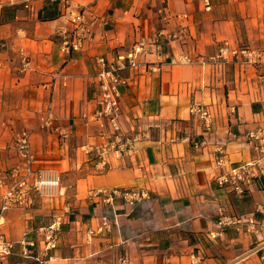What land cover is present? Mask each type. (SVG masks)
I'll list each match as a JSON object with an SVG mask.
<instances>
[{"label": "crops", "instance_id": "crops-1", "mask_svg": "<svg viewBox=\"0 0 264 264\" xmlns=\"http://www.w3.org/2000/svg\"><path fill=\"white\" fill-rule=\"evenodd\" d=\"M2 1L0 175L20 161L13 139L26 129L35 169L59 177L58 194L7 211L0 186V234L17 242L10 261L22 260V240L62 215L50 264H112L125 253L130 264H264V227L251 234L218 223L221 212L263 219L264 176L242 195L215 180L253 158L246 132L264 127V67L233 53L264 50V0H210L209 10L202 0ZM77 6L94 19L93 38L65 54L59 33ZM45 13L51 18H40ZM160 29L157 49L151 42ZM142 42L150 50L120 72L116 151L90 119L96 60L116 63ZM181 55L193 62L173 61ZM194 105L211 117L194 114ZM49 107L52 127L42 128ZM130 188L148 196L134 205L120 195L106 200ZM103 217L110 228L98 232Z\"/></svg>", "mask_w": 264, "mask_h": 264}, {"label": "built area", "instance_id": "built-area-1", "mask_svg": "<svg viewBox=\"0 0 264 264\" xmlns=\"http://www.w3.org/2000/svg\"><path fill=\"white\" fill-rule=\"evenodd\" d=\"M207 10L210 9V0H202ZM25 7H30L31 0H25ZM4 6L0 0V9ZM94 19L88 20V13L85 7H74L69 13L68 26L63 28L60 33V49L65 54L81 51L85 42L93 38L92 25ZM165 35L164 29H160L154 35L152 45L157 49L162 48ZM0 46H5L4 42ZM149 45L146 43H138L127 56H118L116 63L109 64L105 57L99 56L96 60L99 70L96 73L98 84V107L90 117L98 123L101 135L111 137L108 147L113 146L116 151H121V127L119 117L122 112L121 108V91L120 84L125 82L120 72L128 65L136 66V56L139 53L148 52ZM226 48L221 50L219 57L224 56ZM234 55L241 54L245 62L251 63L258 67H264V50L242 47L233 50ZM214 58V57H213ZM217 58V57H215ZM127 60V63L125 62ZM174 62H193L188 55H181ZM60 74L57 73L56 77ZM191 111L199 115L207 121L211 114L201 105H194ZM51 108L49 107L46 115L42 116V128L52 127ZM89 118L87 114L83 115ZM246 139L251 144L254 153L253 158L241 165L231 167L227 171L215 177V180L221 185L231 187L237 194H244L253 182L264 176V127L259 126L246 132ZM120 145V146H119ZM106 146V147H107ZM13 147L16 149L20 161L4 171L0 175V186L6 187L3 193L2 211H7L12 207L26 206L31 203L34 195L39 197H51L58 194L59 177L54 171L46 169H35L34 156L31 152L30 133L28 130H22L16 134L13 139ZM103 151V150H102ZM104 152V151H103ZM220 152L222 150L220 149ZM223 156L217 158L216 163L223 165ZM105 164V162H104ZM120 195L126 201L134 205L136 202L146 198L148 192L142 189H113L108 193L107 201H112L114 196ZM258 210L263 214V219L258 220L254 215L248 216H226L220 213L218 223L220 225H234L238 231L257 234L264 227V202L261 203ZM64 217L62 215L55 216L51 223L43 225L36 229L35 236L31 240H22L20 242V255L22 260L15 263L10 261V257L14 253L17 242L6 238L0 234V263L1 264H24L26 260H31L36 264H50L53 258L51 252L55 249L60 240ZM110 222L107 217H103L98 232L109 230ZM93 233V231H90ZM213 237H217L216 233H212ZM264 260V256L262 257ZM112 264H130V257L127 253L123 254L116 262ZM262 264V263H261Z\"/></svg>", "mask_w": 264, "mask_h": 264}, {"label": "trees", "instance_id": "trees-1", "mask_svg": "<svg viewBox=\"0 0 264 264\" xmlns=\"http://www.w3.org/2000/svg\"><path fill=\"white\" fill-rule=\"evenodd\" d=\"M40 18L42 19H48V18H51L49 14H44L43 16L41 15Z\"/></svg>", "mask_w": 264, "mask_h": 264}]
</instances>
